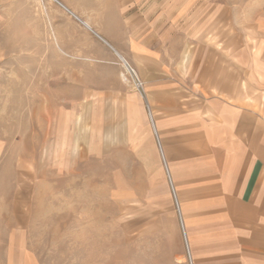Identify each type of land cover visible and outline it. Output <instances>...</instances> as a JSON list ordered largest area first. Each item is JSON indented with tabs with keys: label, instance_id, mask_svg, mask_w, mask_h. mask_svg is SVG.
Returning <instances> with one entry per match:
<instances>
[{
	"label": "crops",
	"instance_id": "0c3cea01",
	"mask_svg": "<svg viewBox=\"0 0 264 264\" xmlns=\"http://www.w3.org/2000/svg\"><path fill=\"white\" fill-rule=\"evenodd\" d=\"M67 9L92 44V59L124 60L143 82L145 97L129 78L117 93H104L114 107L98 131L105 153L121 151V228L134 223L135 264H189L187 251L192 264H264V14L217 45L185 46L182 60L170 63L165 46L175 14H126L119 29L134 36L123 41ZM180 70L190 78L180 80Z\"/></svg>",
	"mask_w": 264,
	"mask_h": 264
},
{
	"label": "rangeland",
	"instance_id": "374dc122",
	"mask_svg": "<svg viewBox=\"0 0 264 264\" xmlns=\"http://www.w3.org/2000/svg\"><path fill=\"white\" fill-rule=\"evenodd\" d=\"M57 1L123 41L134 36L119 29L126 14H175L170 63L182 60L185 46L217 45L264 14V0ZM219 14L225 18L216 22ZM89 49L56 1L0 0V264H135L134 223L121 228V151L105 153L98 140L114 107L104 93L131 78Z\"/></svg>",
	"mask_w": 264,
	"mask_h": 264
},
{
	"label": "built area",
	"instance_id": "2783aa9c",
	"mask_svg": "<svg viewBox=\"0 0 264 264\" xmlns=\"http://www.w3.org/2000/svg\"><path fill=\"white\" fill-rule=\"evenodd\" d=\"M57 1V0H56ZM58 4H60L64 9H66L68 12H70L67 8H65L60 2L57 1ZM128 71H126V73L130 76L131 78V81L133 82V85L134 87L136 88V90L143 96L145 97V91L143 89V82L139 79V77L136 75V73L128 66ZM149 119L150 121L152 122V118H151V115H150V112H149ZM155 134V137H156V141H157V145L159 147V150H160V145H159V141H158V138H157V135L156 133L154 132ZM164 163V161H163ZM165 164V163H164ZM169 184H170V188H171V192H172V196H173V200H174V205H175V208H176V212H177V215L179 217V220H180V223H181V229H182V233H183V238H184V241H185V245H186V240H185V237H184V231H183V228H182V222H181V218H180V213H179V209H178V203H177V200H176V197H175V193H174V189L172 187V184H171V181L169 179ZM187 247V246H186ZM187 256H188V261H189V264H192L191 263V259L189 257V254H188V251H187Z\"/></svg>",
	"mask_w": 264,
	"mask_h": 264
},
{
	"label": "bare ground",
	"instance_id": "6f19581e",
	"mask_svg": "<svg viewBox=\"0 0 264 264\" xmlns=\"http://www.w3.org/2000/svg\"><path fill=\"white\" fill-rule=\"evenodd\" d=\"M54 1H56V0H54ZM57 2V1H56ZM72 12V11H71ZM82 22H84V21H82ZM85 25L87 26V23H85ZM85 27V26H84ZM88 28H90L89 26H88ZM97 33V32H96ZM119 53V52H118ZM121 55V54H120ZM122 57V56H121ZM119 58H120V56H119ZM122 59H123V57H122ZM122 62H123V65H124V67L126 68V71H128L129 69H128V66H127V64L128 63H126L124 60H122Z\"/></svg>",
	"mask_w": 264,
	"mask_h": 264
}]
</instances>
